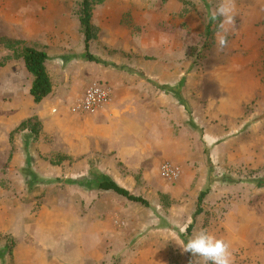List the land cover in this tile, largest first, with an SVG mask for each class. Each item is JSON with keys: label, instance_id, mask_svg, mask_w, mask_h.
Masks as SVG:
<instances>
[{"label": "rangeland", "instance_id": "obj_1", "mask_svg": "<svg viewBox=\"0 0 264 264\" xmlns=\"http://www.w3.org/2000/svg\"><path fill=\"white\" fill-rule=\"evenodd\" d=\"M82 3L0 0V264H206L180 246L202 230L264 264V0H93L98 62H53L35 103L22 48L84 51ZM100 73L120 97L108 83V109L72 114Z\"/></svg>", "mask_w": 264, "mask_h": 264}, {"label": "trees", "instance_id": "obj_2", "mask_svg": "<svg viewBox=\"0 0 264 264\" xmlns=\"http://www.w3.org/2000/svg\"><path fill=\"white\" fill-rule=\"evenodd\" d=\"M93 1V0H92ZM92 1L83 0L80 16L81 29L84 34V48L86 57L89 61L98 62V59L90 52L91 41L96 38V27L92 23ZM22 58L27 71L33 76L34 80L30 88V94L35 103H41L53 90L52 80L47 70L48 54L45 50L37 49L33 46L22 48ZM96 188L102 191L114 192L126 199L149 206L147 199L132 194L129 190L119 185L113 180H105L97 183ZM206 192L199 196L198 207L195 216H198L202 209L201 204Z\"/></svg>", "mask_w": 264, "mask_h": 264}, {"label": "clouds", "instance_id": "obj_3", "mask_svg": "<svg viewBox=\"0 0 264 264\" xmlns=\"http://www.w3.org/2000/svg\"><path fill=\"white\" fill-rule=\"evenodd\" d=\"M215 15L222 18L220 29L224 34H217V43L220 48L226 46V34L229 26L234 23L233 10L227 4L221 5ZM182 251L202 258L206 264H232L229 247L222 240L207 231H200L192 236L186 244H180Z\"/></svg>", "mask_w": 264, "mask_h": 264}, {"label": "built area", "instance_id": "obj_4", "mask_svg": "<svg viewBox=\"0 0 264 264\" xmlns=\"http://www.w3.org/2000/svg\"><path fill=\"white\" fill-rule=\"evenodd\" d=\"M113 88L105 81L96 80L84 91L83 95L74 101L69 111L74 115L93 116L104 112L113 101ZM164 178L174 180L180 175L179 167L171 161H165L160 166Z\"/></svg>", "mask_w": 264, "mask_h": 264}, {"label": "crops", "instance_id": "obj_5", "mask_svg": "<svg viewBox=\"0 0 264 264\" xmlns=\"http://www.w3.org/2000/svg\"><path fill=\"white\" fill-rule=\"evenodd\" d=\"M58 32H59V34L60 33H62V31L61 30H58ZM55 45L57 46L58 45V47H60V52H64V53H67L68 54V58L67 57H63V56H61V55H59V56H52L53 54V48L55 47ZM64 45V43H62L61 41H60V39L56 42V43H50V48H46L45 49V51L47 52V54H48V59H47V70H48V73H49V71H50V69L51 68H53V62H58V63H64V61H69V62H72L73 63V59L75 60V61H77L78 59H82L83 57H84V54H86L85 53V48H84V51H81V53H77L76 55L73 53V54H69L70 53V51L69 50H67V49H62L61 48V46H63ZM66 47H67V45H65ZM64 46V47H65ZM65 59V60H64ZM68 62V63H69ZM53 74V73H52ZM52 74L51 73H49V75H50V77L52 78ZM87 76V75H86ZM99 77H101L102 79H98V80H102V81H105V82H107V83H110V84H112L116 89H117V91H116V98H119L120 97V92H121V82H120V80L116 77V76H114V75H112V74H109V73H100L99 75H98ZM80 78V77H79ZM81 81H83L82 83L84 84L86 81H84L83 79H81ZM84 86V85H83ZM82 86V87H83ZM29 94H30V88H29ZM31 95V94H30ZM22 112H24V111H22ZM57 119H60V118H57ZM56 119V120H57Z\"/></svg>", "mask_w": 264, "mask_h": 264}]
</instances>
